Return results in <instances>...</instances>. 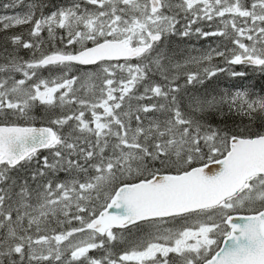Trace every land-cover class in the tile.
Segmentation results:
<instances>
[{
  "label": "snow or ice",
  "instance_id": "obj_1",
  "mask_svg": "<svg viewBox=\"0 0 264 264\" xmlns=\"http://www.w3.org/2000/svg\"><path fill=\"white\" fill-rule=\"evenodd\" d=\"M3 7L0 264H264V0Z\"/></svg>",
  "mask_w": 264,
  "mask_h": 264
},
{
  "label": "trees",
  "instance_id": "obj_2",
  "mask_svg": "<svg viewBox=\"0 0 264 264\" xmlns=\"http://www.w3.org/2000/svg\"><path fill=\"white\" fill-rule=\"evenodd\" d=\"M46 1V0H44ZM49 1V0H47ZM12 0H0V15H5L9 9H5L3 6L5 4H11ZM206 31H211L214 29L215 25H213L212 28L207 27V25L204 26ZM28 31L27 28L25 27H17V28H12L9 29L7 31H0V50H2L4 43H5V38L7 36H10L12 34H23L25 39H30V37L28 36ZM45 44L44 47V51L45 52H49L51 50H53V44H51V42H49L48 40L42 38ZM219 38L218 37H209L207 39H201L198 40L195 37L192 38H183L181 39L180 37H172L171 38V47L173 49H176L178 51H183L185 49H189L191 50L192 48H196V49H206L208 46H212L215 47L216 43L218 42ZM55 47L59 48L57 45L58 44H54ZM32 52L33 50H27V49H20L19 54L24 58V59H30L32 58ZM195 54V53H193ZM37 57L39 56V52L36 53ZM77 67H81V66H77ZM54 70V69H52ZM49 71V69H41L39 70V74L44 77L47 78L49 77V73L47 74V72ZM80 75L81 73L76 71V69H73V72L70 73V75ZM228 77L221 75L218 78H215L212 82L211 86H215V85H219L221 88L226 86L228 83ZM34 115L36 117L34 122H26L23 120H19L16 121L17 124H19V126H28L30 123L33 126H45L46 123V114L44 113L42 108L37 107L34 111ZM41 155H48L47 151H41ZM71 226H79L78 222L73 221ZM67 227V225L65 226ZM123 247L118 248L117 251H122ZM90 255H94V256H99L100 253L99 252H92L90 253Z\"/></svg>",
  "mask_w": 264,
  "mask_h": 264
},
{
  "label": "rangeland",
  "instance_id": "obj_3",
  "mask_svg": "<svg viewBox=\"0 0 264 264\" xmlns=\"http://www.w3.org/2000/svg\"><path fill=\"white\" fill-rule=\"evenodd\" d=\"M29 2H31V0H24V3L25 5L28 4ZM26 9L25 8H22V7H16V8H9L8 12L5 14V15H13V14H16V13H22L23 11H25ZM46 12L48 11V9L45 10ZM18 27H26L27 28V31L31 28V25H28V24H25V25H20ZM17 28V27H16ZM42 38L48 40V35H47V32L44 31L42 34ZM61 35H65V33L63 32H58L57 33V39L55 41H52L51 44H55V43H58V47L59 48H63L64 45L60 43V40H59V37ZM49 41V40H48ZM50 42V41H49ZM91 46V45H89ZM49 73V76H55V75H59V71L57 69H54V70H51V71H48L47 74Z\"/></svg>",
  "mask_w": 264,
  "mask_h": 264
},
{
  "label": "flooded vegetation",
  "instance_id": "obj_4",
  "mask_svg": "<svg viewBox=\"0 0 264 264\" xmlns=\"http://www.w3.org/2000/svg\"><path fill=\"white\" fill-rule=\"evenodd\" d=\"M45 3H49V4H51V3H54V4H61V3H68L69 2V0H49V1H44ZM56 44H58V43H56Z\"/></svg>",
  "mask_w": 264,
  "mask_h": 264
},
{
  "label": "water",
  "instance_id": "obj_5",
  "mask_svg": "<svg viewBox=\"0 0 264 264\" xmlns=\"http://www.w3.org/2000/svg\"><path fill=\"white\" fill-rule=\"evenodd\" d=\"M115 62V61H114ZM122 62V61H121ZM82 67V66H81ZM37 127H39V126H37ZM41 151H43V150H41ZM211 167V170L212 171H216L217 170V167L218 166H216V165H212V166H210Z\"/></svg>",
  "mask_w": 264,
  "mask_h": 264
}]
</instances>
